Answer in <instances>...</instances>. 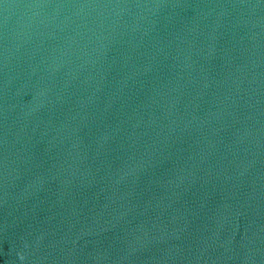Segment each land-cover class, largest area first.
<instances>
[{"label":"water","instance_id":"95a60500","mask_svg":"<svg viewBox=\"0 0 264 264\" xmlns=\"http://www.w3.org/2000/svg\"><path fill=\"white\" fill-rule=\"evenodd\" d=\"M0 264H264V0H0Z\"/></svg>","mask_w":264,"mask_h":264}]
</instances>
